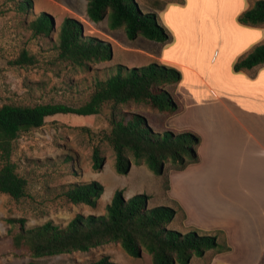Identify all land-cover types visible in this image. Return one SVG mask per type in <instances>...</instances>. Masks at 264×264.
Here are the masks:
<instances>
[{
    "label": "trees",
    "instance_id": "1",
    "mask_svg": "<svg viewBox=\"0 0 264 264\" xmlns=\"http://www.w3.org/2000/svg\"><path fill=\"white\" fill-rule=\"evenodd\" d=\"M181 0L180 2H183ZM21 11L33 7V0H18ZM87 15L93 22L108 18L111 29L124 27L129 39L142 35L162 43L173 40L171 32L160 23L156 12H145L136 0H88ZM237 20L246 26L264 23V0L242 11ZM35 35L49 34L54 28L53 19L43 12L31 21ZM58 57L76 66L90 62L107 61L113 57L112 44L100 37L84 34L82 23L66 17L61 24ZM36 57L27 50L9 63L26 66L36 63ZM264 63V43L257 44L251 52L235 61L233 69L239 72ZM107 79L98 80L88 100L79 106L49 102L35 105L4 103L0 105V193L16 200L28 196L29 180L19 172L13 159L16 139L23 131L40 128L48 117L57 114L96 115L104 105L112 109L111 129L102 134L115 152V169L127 174L133 164L145 163L155 174L162 175L166 163L183 170L200 161L199 145L202 137L193 130L175 132L155 131L148 119L140 114L118 113L121 104L144 103L169 115L182 110L179 98L167 88L181 81L182 73L175 67L158 61L147 65L128 67L117 64ZM177 98V99H176ZM127 116V117H126ZM106 156L98 145L92 151V168L101 170ZM104 185L97 181L70 182L62 186V193L73 204L92 207L104 192ZM150 196L138 193L126 199L124 191H115L103 214H76L66 225L47 221L27 227L25 217H9L7 222L17 228L13 234L15 247H24L32 258L52 256L77 251H89L109 243H118L133 257L148 252L153 264H189L193 256H203L209 249L214 253L231 250L226 240L218 234L202 233L198 229L182 232L170 228L177 209L168 205L149 206ZM25 264H37L31 260ZM89 264H118L109 255Z\"/></svg>",
    "mask_w": 264,
    "mask_h": 264
},
{
    "label": "rangeland",
    "instance_id": "2",
    "mask_svg": "<svg viewBox=\"0 0 264 264\" xmlns=\"http://www.w3.org/2000/svg\"><path fill=\"white\" fill-rule=\"evenodd\" d=\"M136 1L143 11L156 12L160 23L171 32L172 42L163 43L166 44L163 48V57L166 60L162 63L180 70L185 75L184 80L192 77L190 67L195 65V61L206 62L208 65L204 68L206 69L204 75L209 73L208 69H213L216 71L214 74L216 77L226 79L229 77L227 75L230 70L229 60L237 55L232 62L234 63L255 45L253 43L245 47L254 35L253 32L242 29L236 34L234 47L232 46L233 53H226L223 48L217 47L210 55L208 52H197L193 44L195 40L185 34L181 27L182 20L176 19L173 12L169 13L168 17L166 13L162 15L169 3L184 1ZM201 1L203 10L212 8L211 0ZM255 1L244 0L241 7L247 9ZM87 5L88 0H33V7L30 10L21 11L18 0H0V105L60 102L79 106L89 99L98 80L109 77L113 65L124 64L133 67L158 61L156 57L148 58L143 55L141 48L136 49L139 46L147 47L146 43L150 44L148 41L150 39L142 35L133 40L129 39L124 27L111 29L107 17L99 22L91 21L87 15ZM43 12L51 16L55 27L49 34L35 35L30 27L31 21ZM66 17L79 20L83 25L84 34L109 41L113 47V57L107 61L90 62L85 66H76L59 59V33ZM261 25L259 26L264 29V24ZM183 27L185 28L184 24ZM137 45L138 47H135ZM156 48L150 46L154 54L158 55L159 50ZM23 50L34 55L36 63L26 66L11 65L9 62L16 59ZM206 86L209 87V84ZM201 87L204 86L196 83L192 89L184 93L186 97L191 95L195 98L194 95L201 91ZM167 88L175 97L180 98L177 95V86L169 85ZM180 94L185 105V95L183 99V94ZM112 112V107L106 104L96 115L57 114L48 117L40 128L23 131L16 139L13 159L18 164L19 172L29 180V194L16 200L8 194L0 193V264H25L31 260L37 264H89L104 255H109L111 260L118 264H153L148 252L144 251L141 257H133L126 253L120 244L114 242L89 251L32 258L26 248L14 246L13 234L17 228L11 229L7 222L9 217H25L27 227H34L50 220L64 226L78 213L88 215L106 212L115 191L121 189L119 179L125 178V174L116 172L115 152L102 138L103 132L111 129ZM121 112L127 116L133 113L144 115L158 132L184 130L181 128L178 130L177 126H173L174 122L167 117L168 112L153 109L144 103L121 104L118 113ZM178 121L175 123H181L182 119ZM177 125L181 127L180 124ZM94 145H98L102 154L106 156V164L101 170L92 168ZM91 180H97L105 187L96 207L67 201L62 193L64 184ZM141 183V186L149 184L145 181ZM155 203L154 199L150 207ZM168 226L174 229L183 227L182 221L177 219L171 221ZM197 260L199 259L196 258L195 261Z\"/></svg>",
    "mask_w": 264,
    "mask_h": 264
},
{
    "label": "crops",
    "instance_id": "3",
    "mask_svg": "<svg viewBox=\"0 0 264 264\" xmlns=\"http://www.w3.org/2000/svg\"><path fill=\"white\" fill-rule=\"evenodd\" d=\"M211 2L210 10L202 9L201 0L169 3L162 15L166 13L168 17L173 12L176 19L182 20L184 33L195 40L193 44L200 53L210 55L216 47L233 53L236 34L242 29L254 35L245 47L264 43L262 27L246 26L237 20L239 13L246 10L241 7L244 0ZM148 41L147 47L137 45L136 49L141 48L143 55L156 57L160 63L165 61L166 44ZM150 46L157 47L158 55ZM236 56L229 60L226 79L216 77L213 69L204 75L208 65L195 61L190 67L192 77L184 80L182 74L177 84L183 107L167 117L178 130L189 129L201 135L200 161L183 170L167 162L162 175L155 174L145 163L133 164L125 178L119 179L126 199L146 193L150 196L149 206L155 199L154 206L177 209L173 220L183 225L178 230L195 228L218 234L220 241L226 240L231 246V250L216 254L209 249L203 256H193L189 264H264V63L235 72L232 62ZM196 83L204 87L195 98L186 97L184 91ZM180 93L183 99L185 95V105ZM178 119L182 122L175 123ZM144 181L148 186H141Z\"/></svg>",
    "mask_w": 264,
    "mask_h": 264
},
{
    "label": "water",
    "instance_id": "4",
    "mask_svg": "<svg viewBox=\"0 0 264 264\" xmlns=\"http://www.w3.org/2000/svg\"><path fill=\"white\" fill-rule=\"evenodd\" d=\"M53 26L55 27V22L53 21Z\"/></svg>",
    "mask_w": 264,
    "mask_h": 264
}]
</instances>
